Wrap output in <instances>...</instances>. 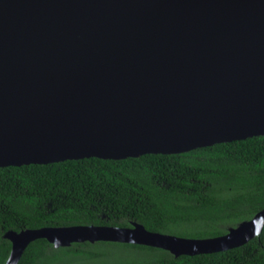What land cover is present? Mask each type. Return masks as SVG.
I'll return each mask as SVG.
<instances>
[{
	"label": "water",
	"instance_id": "water-1",
	"mask_svg": "<svg viewBox=\"0 0 264 264\" xmlns=\"http://www.w3.org/2000/svg\"><path fill=\"white\" fill-rule=\"evenodd\" d=\"M264 136V0H0V168L181 154ZM264 209L221 236L43 227L28 246L117 242L175 257L241 247Z\"/></svg>",
	"mask_w": 264,
	"mask_h": 264
},
{
	"label": "trees",
	"instance_id": "trees-1",
	"mask_svg": "<svg viewBox=\"0 0 264 264\" xmlns=\"http://www.w3.org/2000/svg\"><path fill=\"white\" fill-rule=\"evenodd\" d=\"M264 209V136L181 154L85 158L0 168V264L5 233L43 227H133L188 238L224 235ZM19 264H264V229L231 250L175 257L117 242L56 248L32 242Z\"/></svg>",
	"mask_w": 264,
	"mask_h": 264
}]
</instances>
